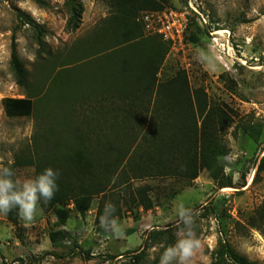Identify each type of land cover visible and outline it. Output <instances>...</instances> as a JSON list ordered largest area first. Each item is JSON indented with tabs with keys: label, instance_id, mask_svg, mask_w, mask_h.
Masks as SVG:
<instances>
[{
	"label": "rangeland",
	"instance_id": "374dc122",
	"mask_svg": "<svg viewBox=\"0 0 264 264\" xmlns=\"http://www.w3.org/2000/svg\"><path fill=\"white\" fill-rule=\"evenodd\" d=\"M47 1L48 6L35 0H0V166L14 162L19 154L32 152L35 136L51 127V116L43 111L49 103L37 97V108L30 116L10 117L5 111L7 97L29 96L28 90L16 83L11 67L13 41L31 74V86L40 95L51 72L55 78L62 65H83L82 60L87 63L99 52H90L88 46L110 14L104 0H82V24L70 31L66 28V0ZM164 9L188 11L189 28L183 40L169 43L144 29L148 39L169 46L158 78L164 81L184 71L191 92L196 98L200 96L203 106H222L229 111L234 121L221 132L230 149L220 159L223 173L218 180L207 170L193 181L135 178L128 189L117 173L119 187L111 192L119 199L116 208L120 214L110 225L96 222L98 207L105 199L102 195L94 197L85 214L70 204L71 215L63 226H58L56 216L45 212L40 203L34 218H20L19 227L0 212V264H25L29 260L35 264H160L163 252L188 228L181 211L192 217V231L202 245L193 264H213L225 242L264 264V0H169ZM20 12L29 14L43 28L45 49L39 44L36 29ZM192 33L200 35L198 42L190 41ZM62 82L56 80L55 87ZM62 93L69 94L65 90ZM81 107L77 103L69 110L75 129L81 125L75 124V118L78 122L80 117L89 118ZM195 111L199 117L200 108ZM56 119L62 121L59 115ZM125 163L121 165L124 173L132 178ZM17 175L32 178L35 167H18ZM220 182L231 185L221 187ZM144 186L152 188L149 195L154 206L150 210L130 203L131 193ZM111 192L108 200L113 197ZM59 229L65 231V238L53 243L50 233ZM133 255H140V260L132 262Z\"/></svg>",
	"mask_w": 264,
	"mask_h": 264
},
{
	"label": "trees",
	"instance_id": "16d2710c",
	"mask_svg": "<svg viewBox=\"0 0 264 264\" xmlns=\"http://www.w3.org/2000/svg\"><path fill=\"white\" fill-rule=\"evenodd\" d=\"M35 1L43 6L49 5L47 0ZM104 1L110 8V14L88 46L90 52H99L87 63L82 60L83 65L72 63L76 66L74 68L69 64L62 65V71L55 78L53 72L46 74L47 80L42 84L40 95L31 86V74L18 53L16 42L12 43L11 67L16 83L25 87L29 96L7 97L4 100L5 111L10 117L30 116L37 108V97L41 102L49 103L43 111L51 116V127L35 136L32 152L19 154L14 162L5 165L11 164L16 173L18 167L33 165L35 176L48 166L59 170V190L50 202L40 201L45 212L56 216L58 226L66 225L70 218V204L85 214L98 195L105 199L98 207L96 222L112 224L120 214L116 208L117 195L111 192L119 187L120 181L115 178L117 173L124 178L125 189L135 178L175 177L193 181L203 170L218 180L223 173L220 159L230 151L221 138V132H225L234 121L229 111L222 106H203L200 96L196 94V98L191 92L184 71L180 70L164 81L158 78L169 46L160 35L162 43L144 35L140 15L144 11L164 10L169 0ZM65 5L69 13L66 28L76 31L82 24L84 4L82 0H66ZM19 15L36 29L39 44L45 49L43 28L29 14L20 12ZM189 39L196 43L200 35L192 33ZM56 80L63 82L55 87ZM63 90L69 94L62 93ZM77 103L89 118L84 120L80 117L82 122L75 118V124L81 123L75 129L69 120V110ZM196 107L200 108L197 116L200 122L196 117ZM58 115L62 121L56 119ZM250 127L253 134L255 130ZM244 128L247 129L246 126ZM124 162L130 166L132 178L124 173L121 166ZM220 185L231 184L220 182ZM151 189L150 186L137 188V192L130 195V203L134 207L152 209ZM110 192L113 197L108 200ZM105 201H108V207ZM5 215L9 222L19 227L20 217L16 209ZM50 238L57 243L65 238V231H52ZM131 260L139 261L140 255L131 256ZM25 264L35 262L29 260ZM213 264L259 263L225 242L221 244Z\"/></svg>",
	"mask_w": 264,
	"mask_h": 264
},
{
	"label": "clouds",
	"instance_id": "9594fccd",
	"mask_svg": "<svg viewBox=\"0 0 264 264\" xmlns=\"http://www.w3.org/2000/svg\"><path fill=\"white\" fill-rule=\"evenodd\" d=\"M60 172L48 166L32 178H20L11 164L0 166V212L7 214L16 209L20 218L32 220L41 200L50 202L59 190L57 178ZM183 223L188 226L175 245L168 247L160 258V264H193L194 257L202 247L200 239L192 231L193 219L180 212Z\"/></svg>",
	"mask_w": 264,
	"mask_h": 264
},
{
	"label": "built area",
	"instance_id": "2783aa9c",
	"mask_svg": "<svg viewBox=\"0 0 264 264\" xmlns=\"http://www.w3.org/2000/svg\"><path fill=\"white\" fill-rule=\"evenodd\" d=\"M190 7L196 10L193 6L190 5ZM140 21L143 23L145 31L160 35L168 42H177L185 38L189 18L186 10L164 9L162 11H144L140 15Z\"/></svg>",
	"mask_w": 264,
	"mask_h": 264
}]
</instances>
